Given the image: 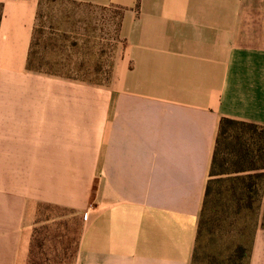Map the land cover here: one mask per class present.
<instances>
[{"label": "crops", "instance_id": "crops-1", "mask_svg": "<svg viewBox=\"0 0 264 264\" xmlns=\"http://www.w3.org/2000/svg\"><path fill=\"white\" fill-rule=\"evenodd\" d=\"M39 1L0 0V264H190L220 121L264 128V0H67L120 11L99 86L29 70Z\"/></svg>", "mask_w": 264, "mask_h": 264}, {"label": "rangeland", "instance_id": "rangeland-1", "mask_svg": "<svg viewBox=\"0 0 264 264\" xmlns=\"http://www.w3.org/2000/svg\"><path fill=\"white\" fill-rule=\"evenodd\" d=\"M120 15V11L113 8L67 0H40L30 45L29 70L98 86L109 84L116 49L122 40L118 34ZM226 154L225 151L224 159ZM210 178L209 173L208 180ZM36 213L39 220L63 214L59 209L43 205L36 208ZM238 213L234 211L218 228L211 227V233L209 231L201 242V251L200 242L197 246L195 242L197 258H191L190 264H226L229 253L238 244L245 247V255L249 253L256 231L264 228V189L253 213L246 210ZM82 220V217L68 215L38 227L47 237L46 253L51 255L55 246L60 249L61 257L67 259L68 253L72 255L77 248ZM58 234L62 239L53 241Z\"/></svg>", "mask_w": 264, "mask_h": 264}, {"label": "trees", "instance_id": "trees-1", "mask_svg": "<svg viewBox=\"0 0 264 264\" xmlns=\"http://www.w3.org/2000/svg\"><path fill=\"white\" fill-rule=\"evenodd\" d=\"M225 151L226 159L223 157ZM210 177L196 236V246L200 242V251L203 249L201 242L212 226L218 228L228 216L234 215V211L236 214L245 210L254 212L260 192L264 189V128L222 119L212 157ZM197 251L195 247L192 259L197 258ZM250 252L251 248L245 255V247L235 245L227 257L226 264H249Z\"/></svg>", "mask_w": 264, "mask_h": 264}]
</instances>
